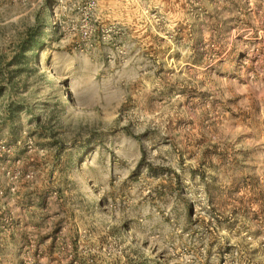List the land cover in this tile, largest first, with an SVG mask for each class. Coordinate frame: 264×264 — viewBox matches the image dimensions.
<instances>
[{"label": "rangeland", "instance_id": "rangeland-1", "mask_svg": "<svg viewBox=\"0 0 264 264\" xmlns=\"http://www.w3.org/2000/svg\"><path fill=\"white\" fill-rule=\"evenodd\" d=\"M0 264H264V0H0Z\"/></svg>", "mask_w": 264, "mask_h": 264}, {"label": "trees", "instance_id": "trees-1", "mask_svg": "<svg viewBox=\"0 0 264 264\" xmlns=\"http://www.w3.org/2000/svg\"><path fill=\"white\" fill-rule=\"evenodd\" d=\"M49 18H52V16L50 15ZM37 43L38 40L36 34H33L31 30H26V32L23 34V36H21L20 40L15 46V51H17V54L14 57V62L25 59V55L27 53L35 50V47L38 46ZM51 81H53V78H48L45 80V83H49ZM41 109H43V106H41ZM36 119L38 120V117H36ZM100 204H102L101 200Z\"/></svg>", "mask_w": 264, "mask_h": 264}]
</instances>
